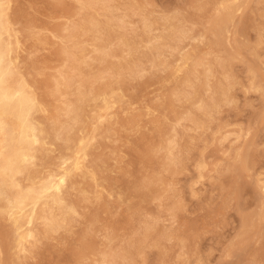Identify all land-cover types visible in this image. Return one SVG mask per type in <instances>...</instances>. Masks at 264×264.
Instances as JSON below:
<instances>
[{
	"label": "bare ground",
	"instance_id": "obj_1",
	"mask_svg": "<svg viewBox=\"0 0 264 264\" xmlns=\"http://www.w3.org/2000/svg\"><path fill=\"white\" fill-rule=\"evenodd\" d=\"M73 2L74 16L54 30L58 42L53 43V53L60 64L40 88L33 73L35 59L31 54L20 59L21 35L12 13L13 0H0V264H22L27 253L81 217L89 192L77 183L78 177L88 178L97 189V201L103 194L112 195L113 190L100 187V166L88 161L98 137L111 139L110 127L119 123L114 109L125 104L130 82L143 81L148 71L149 79L159 82L161 73L171 71L174 89L163 109L174 112L175 103L183 107L176 111V124L169 132L161 127L163 121L156 120L158 141L144 157L155 160L153 170L137 184L143 198L154 195L161 185L167 186L165 192L171 191V183H164L159 171L174 173L181 167L182 157L176 152L180 122L201 129L231 101L235 52L227 49L226 42L231 28L240 22L241 0H205L199 9L203 14L212 12L197 33L189 24L197 17L190 19L182 12L156 17L148 0ZM52 4L66 3L52 0ZM65 9L70 12L71 7ZM36 26L35 20L26 21L27 29ZM26 37L36 47L48 44L41 31H30ZM213 46L219 50L213 51ZM254 70L251 67L248 72L257 73ZM141 84L144 91L147 81ZM138 97L130 96L133 101ZM50 147L59 151L54 160ZM161 151L163 157H157ZM247 159L241 153L237 169H244ZM70 189L76 199L69 198ZM167 203L174 214L181 211L175 195ZM262 204L260 212L243 218V236L248 233L246 225L264 220ZM144 211L142 205L136 207L132 215H138L141 225L120 244L115 245V225L106 224L101 249L95 247L93 234L99 212L84 216L81 245L72 257L78 264H87L88 255L93 256L88 264H137L151 240L161 247L163 240L176 237V231L162 227L157 216L143 218ZM177 239L184 246L185 240ZM11 250H16L17 258L10 260Z\"/></svg>",
	"mask_w": 264,
	"mask_h": 264
},
{
	"label": "rangeland",
	"instance_id": "obj_2",
	"mask_svg": "<svg viewBox=\"0 0 264 264\" xmlns=\"http://www.w3.org/2000/svg\"><path fill=\"white\" fill-rule=\"evenodd\" d=\"M148 1L156 17L179 12L191 16L190 19L197 17L195 23H189L196 33L206 25L212 12L203 14L199 9L205 0ZM65 3L54 6L52 0H13L12 13L19 22L16 27L21 35L20 59L30 54L35 59L33 73L40 88L60 64L53 53V43L58 42L53 35L75 14L73 0ZM241 4L240 22L231 28L226 42L227 49L235 52L231 63L235 76L231 101L224 103L201 129L186 121L177 126L176 152L182 157L181 167L174 173L159 171L164 183H171V191L165 192L167 186L161 185L154 195L143 198L137 189L138 181L153 170L155 160L144 157L158 141L156 120L163 121L165 125L161 127L169 132L176 124V111L183 108L175 103L174 112L163 109L174 89L171 71L161 73L159 82L151 81L148 71L141 78L143 81L130 82L125 89V104L114 109L119 123L110 127L111 139L98 137L93 142L95 149L88 162L100 166V187L113 190L112 195L103 194L102 200L97 201V189L88 178L78 177L77 183L89 192L87 201L82 202L81 217L77 216L67 230L52 235L37 250L27 253L22 264H78L72 251L81 245L83 217L95 211L99 212V222L93 229L97 237L95 247L104 248L99 241L106 224L115 225V245L120 244L141 225L138 215H132L139 205L145 209L143 218L157 216L162 227L174 229L177 235L163 240L161 247L151 240L136 259L137 264H264V236L260 233L264 232V220L254 219L252 227L246 225L248 233L243 236V218L260 212L264 202V0H241ZM66 5L71 7L70 12ZM30 20L37 22L34 30L26 27ZM30 31H41L48 44L36 47L26 37ZM211 49L219 50L217 46ZM251 67L257 73H249ZM144 81L148 87L143 91L140 89ZM131 95L139 97L133 101ZM50 148L54 149V160L59 151ZM241 153H246L248 159L244 169H237ZM163 154L158 152L157 157ZM171 194L182 204L178 214L169 210L167 201ZM76 197L70 189L69 198ZM177 238L185 240L184 246ZM15 258L16 250H11L10 260ZM91 259L93 256L88 255L86 263Z\"/></svg>",
	"mask_w": 264,
	"mask_h": 264
}]
</instances>
